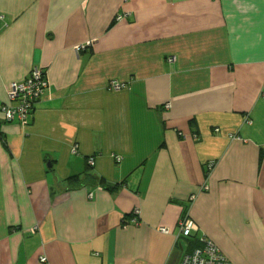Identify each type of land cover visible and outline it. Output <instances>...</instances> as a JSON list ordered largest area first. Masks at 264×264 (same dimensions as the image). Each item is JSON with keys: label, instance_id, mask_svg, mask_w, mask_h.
<instances>
[{"label": "crops", "instance_id": "crops-1", "mask_svg": "<svg viewBox=\"0 0 264 264\" xmlns=\"http://www.w3.org/2000/svg\"><path fill=\"white\" fill-rule=\"evenodd\" d=\"M34 68L27 124L0 111V264H181L204 237L264 264V0H0V108Z\"/></svg>", "mask_w": 264, "mask_h": 264}, {"label": "built area", "instance_id": "built-area-1", "mask_svg": "<svg viewBox=\"0 0 264 264\" xmlns=\"http://www.w3.org/2000/svg\"><path fill=\"white\" fill-rule=\"evenodd\" d=\"M124 16L125 14L118 15L117 18L121 19ZM82 46L79 45L76 49L78 50ZM47 83L46 76L38 68L32 69L23 79L12 80L8 85L9 102L0 108L4 120L17 119L20 123L26 125L33 103L40 97ZM115 87L119 88L120 85ZM166 106H168V103H166ZM215 130L217 129L215 128ZM178 134L181 136L183 133L180 131ZM93 159V156H91L88 162L92 164ZM203 188H206V186L204 185ZM178 225L184 237L190 236L192 229L196 228L186 215L179 220ZM162 230L165 231L164 228ZM200 242L201 246L195 247L184 254L181 264H232L212 240L204 237L200 239Z\"/></svg>", "mask_w": 264, "mask_h": 264}, {"label": "trees", "instance_id": "trees-1", "mask_svg": "<svg viewBox=\"0 0 264 264\" xmlns=\"http://www.w3.org/2000/svg\"><path fill=\"white\" fill-rule=\"evenodd\" d=\"M87 179H89L90 182H91V181H94V182L97 181V182H99V183H103L102 179H100V178H95L94 175H90V174H86V175H84V176H83V174H82V177L79 176V175H73V176L70 177L69 183H70L71 186H77V185H80L83 181H85V180H87ZM191 236H193L192 233H191L190 236H188V237H191ZM190 241H191L192 243H194L196 247H197V246H198V247L201 246V243H200L199 239L197 240V239L195 238V239H191ZM195 246H194V247H195ZM230 263H231V262H230Z\"/></svg>", "mask_w": 264, "mask_h": 264}]
</instances>
